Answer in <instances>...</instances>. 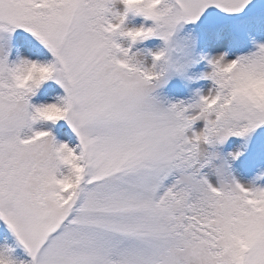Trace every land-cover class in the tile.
<instances>
[{
  "label": "snow or ice",
  "instance_id": "snow-or-ice-1",
  "mask_svg": "<svg viewBox=\"0 0 264 264\" xmlns=\"http://www.w3.org/2000/svg\"><path fill=\"white\" fill-rule=\"evenodd\" d=\"M261 81L264 0H0V264H264Z\"/></svg>",
  "mask_w": 264,
  "mask_h": 264
},
{
  "label": "rangeland",
  "instance_id": "rangeland-1",
  "mask_svg": "<svg viewBox=\"0 0 264 264\" xmlns=\"http://www.w3.org/2000/svg\"><path fill=\"white\" fill-rule=\"evenodd\" d=\"M116 9H117V10H123V5H122L121 2H117V3H116ZM139 17H143V18H145V17L142 16V15H136V14H134V13H129L128 18H127V20H126V23H127L129 26H132V24L134 23V20H135V19L137 20V18H139ZM148 21H149V22H150V21L152 22V20H150V19H148ZM157 38H159V37H153V38H151V39H149V40H155V39H157ZM149 40H145V41H142V42L145 44V43H146L147 41H149ZM119 42H120L124 47H128V46L131 45V50H134V48H135V50L132 51V52H137V50H138V49H136L137 45L142 43V42H137V43H135L134 45H132L131 41H129V40L123 38V37L120 38V41H119ZM23 50H24V51H28V48L25 47ZM139 50H141V49H139ZM148 50H149L148 47H146V46L143 47V49H142L143 57H144V59H145V61H146L147 63H151V62H152V57H151V55L149 54ZM203 67H204L203 64L199 65V66L197 67V71L202 70ZM211 83H212V82H211L210 80H201V81L194 82V83L188 85V84H185L184 82H181L179 78H174V79L170 82V84L164 89V92H165V94H166L169 98H171L170 95H169L168 92H167V89H168V87H169L170 85H175V86L181 88L182 91H184V92L182 93V96H183V97H182V98L180 97V99H185V100H187V99H189V98L192 97V95H193V90H194L195 88H197V87H204L205 91H207V90L211 87ZM44 90H45L47 96L49 95V98H46V99H50V97H52V96L54 97L55 94L59 93V92L62 91L63 89H62L58 84H56L55 82H49L48 86H47ZM62 93H63V92H62ZM171 99H172L174 102L176 101L174 98H171ZM178 100H179V99H178ZM37 102H39V97L37 98ZM59 124H60V125H64V127H66V128L60 133V139H61L62 141H67V142L69 141V144H70L71 146H75L79 141H78V138H77L76 134L73 132V130L71 129V127L68 125L67 121H60ZM202 126H203V122H202V121H198L196 127L199 128V127H202ZM73 135H75V138L72 137ZM239 139H240V138H238V137H231V138H230V141H229V144L227 145V148H228V149H231V147H232V145H233L234 143L239 142ZM244 179H254L255 183H257L258 185H262V186H264V172H258V171L247 172V173H245V175H244ZM6 233H7V234H10L8 231H7ZM6 238H7V242H11L12 240H15V238H14L12 235H11V236L9 235V237H6ZM0 243H3V244H4V243H5V238L1 239ZM21 247H22V246H21ZM22 249H23V247H22ZM23 250H24V249H23ZM24 252H25V250H24ZM25 253H26V252H25ZM26 255H27V254H26Z\"/></svg>",
  "mask_w": 264,
  "mask_h": 264
},
{
  "label": "trees",
  "instance_id": "trees-1",
  "mask_svg": "<svg viewBox=\"0 0 264 264\" xmlns=\"http://www.w3.org/2000/svg\"><path fill=\"white\" fill-rule=\"evenodd\" d=\"M141 24H145V25H148V26H151L153 24V21L149 22L148 19L146 18H143V17H139L137 18V20L135 19L134 20V23L132 24V26H139ZM130 41V40H129ZM163 43V41L160 39V38H157L155 40H149L147 41L145 44L142 42L141 44H138L136 49H143L144 46L148 47V49H154L156 48L157 46L161 45ZM135 50V48H134ZM132 50V51H134ZM62 91H60L59 93L55 94V95H59V94H63ZM167 92L168 94L170 95L171 98H174L175 100H180V97L182 98V93L184 91H182L181 88L175 86V85H170L167 89ZM54 95V96H55ZM46 98H49V95L47 96L45 90L40 94L39 96V100L41 99H46ZM53 98L50 97V99ZM66 127H64V125H60V124H57L55 126H52V130L53 132L57 135V138L60 139V133L65 129ZM73 138H75V135L72 136ZM61 140V139H60ZM69 143V141H68ZM7 230L6 229H0V241L1 239L3 238H6V237H9V235L11 236V234H7L6 233ZM8 244H15V240H12L11 242H7ZM0 246H3V243H0ZM15 255L17 257H20V258H26L27 255L26 253L24 252V250L22 249V247H16L15 249Z\"/></svg>",
  "mask_w": 264,
  "mask_h": 264
},
{
  "label": "clouds",
  "instance_id": "clouds-1",
  "mask_svg": "<svg viewBox=\"0 0 264 264\" xmlns=\"http://www.w3.org/2000/svg\"><path fill=\"white\" fill-rule=\"evenodd\" d=\"M130 3H131V4H135V3H136V0H130ZM144 7H146V8H151V9H157V4H155V3L147 4V3H146V4H144ZM135 43H137V42L132 43V45H134ZM130 46H131V45H130ZM132 59H138V60L143 61V63H144V71H145V73H151V72L153 71V70H152V65H151V63H147V62L145 61V59H144V57H143V52H142V50H139V49H138L137 52H134V57H133ZM132 67L134 68L135 65H132ZM32 71H35V70H31V71L29 72V76L32 74ZM47 71H48V69H46V68H41V69H39V72H40L41 74H44V73H46ZM253 87H255V89H256L258 92H260L261 94H264V81L256 82V83L253 85ZM52 115L54 116V115H56V113L53 112ZM239 243H240L241 247H246V246H247V241H246V239H244V240H240Z\"/></svg>",
  "mask_w": 264,
  "mask_h": 264
}]
</instances>
